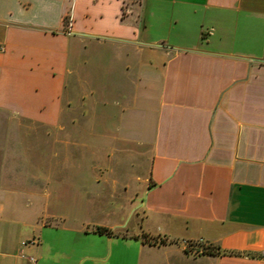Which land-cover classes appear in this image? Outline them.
Here are the masks:
<instances>
[{
  "label": "crops",
  "instance_id": "0c3cea01",
  "mask_svg": "<svg viewBox=\"0 0 264 264\" xmlns=\"http://www.w3.org/2000/svg\"><path fill=\"white\" fill-rule=\"evenodd\" d=\"M0 48V264H114L130 241L168 264H264V0H0ZM90 49L109 66L87 86ZM86 102L90 130L71 131ZM82 133L105 140L88 166L107 189L87 195L126 202L131 232L49 212Z\"/></svg>",
  "mask_w": 264,
  "mask_h": 264
},
{
  "label": "rangeland",
  "instance_id": "374dc122",
  "mask_svg": "<svg viewBox=\"0 0 264 264\" xmlns=\"http://www.w3.org/2000/svg\"><path fill=\"white\" fill-rule=\"evenodd\" d=\"M98 52V60L97 56H95L96 52H93L91 49L82 54V61L85 63L84 65L82 64V71H84L82 72V77L87 81V86H90L91 83H95L98 78L105 77L103 74H106V67L109 66V58H107L109 51L107 49H102ZM70 113L78 122L68 123V129H71V131L76 130L77 133L81 132L83 129L86 131L90 130V123L88 121L92 113V107L89 102L85 104L80 103L79 105L77 104V106L73 105ZM96 141L105 142L104 139L95 140L94 138L92 139L89 136L83 135L79 138L71 139V142L68 143V148L77 150L71 151L68 163L81 164L84 166L82 169L69 167V169L65 171V175L62 176L64 185L61 186V192L57 194V196L59 195L58 198H55V193L52 192L49 212L52 215L59 214L64 217L65 223L62 226H65L67 229H72L73 231L103 226L111 228L116 235H118L117 232H123L121 231L123 228L131 232L137 228V218H135V216H127L126 202H108L105 198L94 200L90 198L91 196L87 195L107 189L104 183L105 181L103 182V179L106 177V171H104V169L91 170L88 166L91 162H101L100 164L106 163L105 155L102 156L103 153H99V155H90L89 151L96 145ZM74 152L77 153V156L74 155ZM96 179H99L100 183H97ZM54 189L55 188H52V191ZM55 223L59 222L56 220L50 221L51 226H55ZM123 223H125V226H122ZM67 237L76 238L77 242L81 241L80 243L85 242L84 235L78 234L75 236L74 234H70ZM106 238V235L104 237L95 235L90 237V240L96 242V240L101 239L102 242H105ZM154 239L155 238L147 237V241H150V243H152ZM128 244L129 245H125V247L121 248L119 252L114 251L111 262L120 264L124 260L125 264H137L140 258L144 259L145 257H149L151 259H159L161 264H168L165 262L166 256H163L160 251H158V253L156 251H150V253L147 251L140 252L139 243L130 241ZM199 245L200 243L193 246L194 254L200 253L203 249L202 247H198ZM105 250L107 249H104V251ZM169 258V263L172 264L174 260H171V257Z\"/></svg>",
  "mask_w": 264,
  "mask_h": 264
},
{
  "label": "trees",
  "instance_id": "16d2710c",
  "mask_svg": "<svg viewBox=\"0 0 264 264\" xmlns=\"http://www.w3.org/2000/svg\"><path fill=\"white\" fill-rule=\"evenodd\" d=\"M94 232L98 233V234H106V235H113V232L107 228H104V227H96L94 229ZM143 237V240L146 241V242H149L150 241H147V236L146 235H142ZM172 244V243H175V241H172V240H167V239H159V240H152V245H156V244ZM196 244H192L191 242H188L187 243V246L190 247V246H195ZM198 247H202L203 249L201 250V254H206V255H219V254H227V255H239L240 253L239 252H235V251H222L220 250L219 247L217 246H205V245H202L200 244ZM187 251V250H186Z\"/></svg>",
  "mask_w": 264,
  "mask_h": 264
},
{
  "label": "built area",
  "instance_id": "2783aa9c",
  "mask_svg": "<svg viewBox=\"0 0 264 264\" xmlns=\"http://www.w3.org/2000/svg\"><path fill=\"white\" fill-rule=\"evenodd\" d=\"M3 51V48H0V52H2Z\"/></svg>",
  "mask_w": 264,
  "mask_h": 264
}]
</instances>
